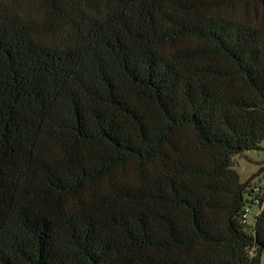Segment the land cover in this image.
<instances>
[{
    "label": "trees",
    "instance_id": "trees-1",
    "mask_svg": "<svg viewBox=\"0 0 264 264\" xmlns=\"http://www.w3.org/2000/svg\"><path fill=\"white\" fill-rule=\"evenodd\" d=\"M263 141L264 0H0V264H260Z\"/></svg>",
    "mask_w": 264,
    "mask_h": 264
},
{
    "label": "rangeland",
    "instance_id": "rangeland-1",
    "mask_svg": "<svg viewBox=\"0 0 264 264\" xmlns=\"http://www.w3.org/2000/svg\"><path fill=\"white\" fill-rule=\"evenodd\" d=\"M236 169L240 174L241 180L246 182L248 179L254 177L255 181L259 177L264 178V141L262 143V148L259 150L246 151L243 154L235 157ZM250 213L248 217L249 224H253L255 216L259 211V206L253 204L250 207ZM260 264H264V255L261 257Z\"/></svg>",
    "mask_w": 264,
    "mask_h": 264
},
{
    "label": "built area",
    "instance_id": "built-area-1",
    "mask_svg": "<svg viewBox=\"0 0 264 264\" xmlns=\"http://www.w3.org/2000/svg\"><path fill=\"white\" fill-rule=\"evenodd\" d=\"M254 193H255V198H254V203L255 204H258L260 202V196L263 195L264 193V178H262L258 183L257 185H255L254 187ZM250 207H246L245 208V211L243 213V218L244 220L246 221L248 216H249V213H250Z\"/></svg>",
    "mask_w": 264,
    "mask_h": 264
}]
</instances>
